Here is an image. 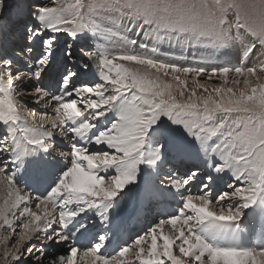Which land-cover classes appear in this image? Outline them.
I'll list each match as a JSON object with an SVG mask.
<instances>
[{"label":"snow or ice","instance_id":"snow-or-ice-1","mask_svg":"<svg viewBox=\"0 0 264 264\" xmlns=\"http://www.w3.org/2000/svg\"><path fill=\"white\" fill-rule=\"evenodd\" d=\"M0 185V264H264V0H0Z\"/></svg>","mask_w":264,"mask_h":264},{"label":"rangeland","instance_id":"rangeland-1","mask_svg":"<svg viewBox=\"0 0 264 264\" xmlns=\"http://www.w3.org/2000/svg\"><path fill=\"white\" fill-rule=\"evenodd\" d=\"M90 43L91 44H95L96 42L95 41H90ZM109 47H112L111 45H109ZM137 51H142L141 49H136ZM190 50H191V52H190ZM160 51L161 52H163V53H168V54H170V55H172V56H175L176 58H177V62H179V63H182V64H191V63H195V62H198V61H200V59H201V50H198V49H188V50H186L185 52H183V53H181V51H180V49H178V48H169L167 45H162V46H160ZM194 52V53H193ZM186 57V58H188L189 60H186V61H182L180 58H178V57ZM162 58H165V57H162ZM209 67L211 66V65H208ZM95 71V69H93V72ZM88 79L89 80H92V79H94V77H93V75H92V72H90L89 73V76H88ZM201 82H204L205 80H206V77L205 76H201V78L199 79ZM220 83V81H218V80H213V81H210L209 82V85H211V84H219ZM194 85H192V83H191V80L189 81V87H193ZM211 90V89H210ZM198 94H202V93H198ZM192 191H196V189L195 188H193L192 189ZM145 215V220H142L141 221V219H142V215ZM152 216V217H151ZM156 218V219H159V218H161L160 217V215L158 214V212H156V211H151V210H149V211H145V212H143L140 216H139V218H137V219H134L131 223V225L129 224L128 225V228H129V230L131 229V227H132V229H134V227L135 226H132V225H137L138 224V226H139V228L140 227H142V226H144V228L143 229H141V232L140 233H142L143 231H145V230H147V228L149 227V226H151L152 225V223H153V218ZM149 222H148V221ZM95 220H93V221H89L90 223H93ZM144 222V223H143ZM143 224V225H142ZM139 230V229H138ZM129 234H132L133 236L135 235V232H134V230H133V232H130L129 231Z\"/></svg>","mask_w":264,"mask_h":264},{"label":"bare ground","instance_id":"bare-ground-1","mask_svg":"<svg viewBox=\"0 0 264 264\" xmlns=\"http://www.w3.org/2000/svg\"><path fill=\"white\" fill-rule=\"evenodd\" d=\"M190 52H191V50H190ZM193 53H194V52H193ZM178 58H180L182 61L189 60L188 58H186V57L183 58L182 56H181V57H178ZM200 78H201V77H198L197 79H200ZM213 80H215V79H213ZM3 195H4V187H3V185H0V198H2ZM144 217H145V215L143 214V215H142V219H141V221H142V220H145ZM151 217H152V216H151ZM138 218H139V217H138ZM145 221H146V220H145ZM147 221H148V220H147ZM149 221H150V220H149ZM149 221H148V222H149ZM94 222H96V221H94ZM94 222H93V223H94ZM143 223H144V222H143ZM131 224H132V223H130V225H131ZM142 225H143V224H142ZM132 226H135L134 229H132V227H131V229H130L129 231H130V232H133V230H134L135 234L138 233V232H141V229L144 228V226H142V227L139 228L140 225L138 226V224H137V225H132ZM138 229H139V230H138ZM130 235H132V234H130Z\"/></svg>","mask_w":264,"mask_h":264}]
</instances>
